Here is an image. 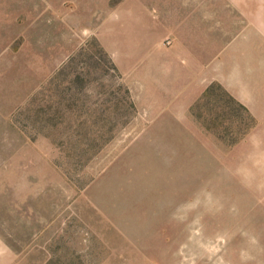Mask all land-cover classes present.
Returning <instances> with one entry per match:
<instances>
[{
    "label": "rangeland",
    "instance_id": "374dc122",
    "mask_svg": "<svg viewBox=\"0 0 264 264\" xmlns=\"http://www.w3.org/2000/svg\"><path fill=\"white\" fill-rule=\"evenodd\" d=\"M246 61L264 0H0L5 263L264 264V132L176 107Z\"/></svg>",
    "mask_w": 264,
    "mask_h": 264
},
{
    "label": "crops",
    "instance_id": "0c3cea01",
    "mask_svg": "<svg viewBox=\"0 0 264 264\" xmlns=\"http://www.w3.org/2000/svg\"><path fill=\"white\" fill-rule=\"evenodd\" d=\"M244 32L251 35L253 34L250 30ZM232 37L235 39L239 36L233 35ZM236 43L237 42H230L229 44L234 45ZM216 60L217 61H214L212 65L224 67L221 62L223 57H221L220 60L216 57ZM233 68L235 71H232L230 80L222 76L211 78L209 82L214 80L216 82L218 81L232 97L246 107L248 112L255 119L256 124L253 130L259 132L260 129H262L264 132V61L236 63L233 65ZM198 78L196 80H198ZM207 85L208 84L199 85L198 81H194L187 90L189 94L194 93L196 96L190 98L187 95L186 99L180 100L181 102L179 101V105H176V107L179 108L180 111L188 110L190 105L195 101L197 95L202 93ZM4 254V252L0 253V264H6Z\"/></svg>",
    "mask_w": 264,
    "mask_h": 264
},
{
    "label": "trees",
    "instance_id": "16d2710c",
    "mask_svg": "<svg viewBox=\"0 0 264 264\" xmlns=\"http://www.w3.org/2000/svg\"><path fill=\"white\" fill-rule=\"evenodd\" d=\"M216 91L217 93H213V91ZM212 95H218L219 99L216 102V106L218 108V111L216 112V116L218 117H225L228 115V108H232L231 111L234 112V110H241L243 113V116L240 117L238 123V127L243 129L238 131V136H241L245 133L246 130H249V128H252L255 124V119L251 116V114L248 112L246 107L242 105L240 102H238L234 97H232L222 86L221 84L217 82L210 83L205 90L202 92V94L199 96V98L190 106L189 111L193 116H195L198 121L201 122V124L205 127L206 130L210 131V125L212 124L213 119H207L205 117L199 116V114L194 113V110L197 109L200 106L203 105H209V98ZM238 114V112H236ZM247 121L245 127L244 123ZM216 136L218 139L223 140V134L217 132ZM237 134L235 133L236 138Z\"/></svg>",
    "mask_w": 264,
    "mask_h": 264
}]
</instances>
